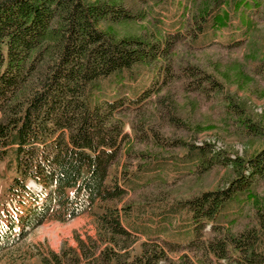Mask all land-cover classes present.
Here are the masks:
<instances>
[{
    "label": "trees",
    "instance_id": "obj_1",
    "mask_svg": "<svg viewBox=\"0 0 264 264\" xmlns=\"http://www.w3.org/2000/svg\"><path fill=\"white\" fill-rule=\"evenodd\" d=\"M187 2L0 0V162L13 172L0 200V252L41 223L89 213L97 234L49 252L43 264H264V148L223 159L209 144H192L182 155L142 153L146 161L132 173L120 164L138 155L125 116L138 120L151 104L161 107L159 117L175 118L169 96L160 95L177 77L174 66L199 73L178 60L177 44L206 48L223 15L228 29L240 10L246 15L260 4L212 0L187 17ZM143 21L139 34L119 36L115 28ZM237 25L224 45L247 35ZM155 128L139 132L154 136ZM220 161L236 173L225 188L148 207L121 203L148 183ZM247 203L255 223L235 231Z\"/></svg>",
    "mask_w": 264,
    "mask_h": 264
},
{
    "label": "rangeland",
    "instance_id": "obj_2",
    "mask_svg": "<svg viewBox=\"0 0 264 264\" xmlns=\"http://www.w3.org/2000/svg\"><path fill=\"white\" fill-rule=\"evenodd\" d=\"M180 1L183 4L187 0ZM258 2L260 4L252 13L245 15L240 10L239 18L233 20L231 28L227 29L231 23L223 15L212 45L190 48L184 42L177 44L175 52H178V60L183 66L199 68V73L197 77L189 76L185 69L179 70L177 65L174 66L177 77L160 95L169 96L175 118L171 113H163L160 118L158 113L161 107L151 104L140 115L143 121L141 118L137 120L138 114L125 116L128 122L126 131L138 155H124L120 159L121 166L127 165L132 173L141 162L146 161L142 153L182 155L192 144H209L223 159L250 157L264 148V0ZM187 3V17L212 6V0H188ZM226 9L227 4L223 12ZM147 23L143 21L115 28L119 36H128L139 34ZM237 24L247 26V35L237 34L240 38L238 45L228 47L222 41H226L233 30L239 32ZM181 73L185 74L180 77ZM204 73L210 77L203 78ZM132 121L136 122L135 128ZM141 125L154 126L157 133L151 131L154 136H147L148 132L145 133L147 137L142 136L143 132H139ZM162 139L164 144L161 143ZM12 174L6 164L0 162V200L5 197ZM235 175L234 166L220 161L201 173L178 178L171 175L164 184L156 181L148 183L130 191L121 203L135 201L148 207L153 203L164 204L167 200L196 198L211 190L225 188ZM31 186L37 187L32 181ZM258 191L264 200V180ZM255 216L256 208L247 203L233 229L236 231L253 225ZM96 234L97 227L89 213L68 221L48 220L32 229L15 247L0 252V264H43L41 259L49 252H59L65 246H78V238L86 239L88 235Z\"/></svg>",
    "mask_w": 264,
    "mask_h": 264
}]
</instances>
